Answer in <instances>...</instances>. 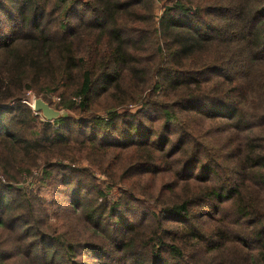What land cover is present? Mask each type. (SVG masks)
Masks as SVG:
<instances>
[{
    "label": "trees",
    "instance_id": "16d2710c",
    "mask_svg": "<svg viewBox=\"0 0 264 264\" xmlns=\"http://www.w3.org/2000/svg\"><path fill=\"white\" fill-rule=\"evenodd\" d=\"M0 264H264V0H0Z\"/></svg>",
    "mask_w": 264,
    "mask_h": 264
},
{
    "label": "water",
    "instance_id": "95a60500",
    "mask_svg": "<svg viewBox=\"0 0 264 264\" xmlns=\"http://www.w3.org/2000/svg\"><path fill=\"white\" fill-rule=\"evenodd\" d=\"M31 107L34 109L35 112H41L42 115L49 120L57 117L62 112L50 106L49 103L41 97H35L33 99Z\"/></svg>",
    "mask_w": 264,
    "mask_h": 264
},
{
    "label": "rangeland",
    "instance_id": "374dc122",
    "mask_svg": "<svg viewBox=\"0 0 264 264\" xmlns=\"http://www.w3.org/2000/svg\"><path fill=\"white\" fill-rule=\"evenodd\" d=\"M36 96H34L33 94H29V97H28V103L29 105L31 106L32 105V102H33V99L35 98ZM27 101V100H26ZM133 107V105L131 106V108ZM70 114L74 115V116H78L82 113H78V112H73V111H70L69 112ZM40 114L42 115V113L40 112ZM43 116V115H42ZM44 117V116H43ZM45 118V117H44Z\"/></svg>",
    "mask_w": 264,
    "mask_h": 264
}]
</instances>
